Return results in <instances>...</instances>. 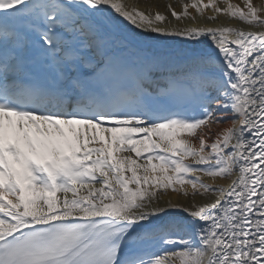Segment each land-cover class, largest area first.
Segmentation results:
<instances>
[{
	"label": "snow or ice",
	"instance_id": "snow-or-ice-1",
	"mask_svg": "<svg viewBox=\"0 0 264 264\" xmlns=\"http://www.w3.org/2000/svg\"><path fill=\"white\" fill-rule=\"evenodd\" d=\"M189 8L264 29V2ZM169 24L0 0V264H264V31Z\"/></svg>",
	"mask_w": 264,
	"mask_h": 264
},
{
	"label": "bare ground",
	"instance_id": "bare-ground-1",
	"mask_svg": "<svg viewBox=\"0 0 264 264\" xmlns=\"http://www.w3.org/2000/svg\"><path fill=\"white\" fill-rule=\"evenodd\" d=\"M121 3H124L126 6H128L129 9L131 8H137L141 11L145 12H156L159 11L160 13L164 14L167 17V20L170 22L169 26L177 27V28H183V27H213L216 25H230L237 28H242L246 31H264V29L257 28L256 26H247L243 22L232 19L229 16H226L224 14H216L211 9H206L204 11L203 15H200L197 13L195 9L189 8V12L192 16L196 17V21L193 22L191 19L185 18L181 21L175 20L171 16V12L169 9V5L174 8L177 12L183 11V4L184 3H192L193 0H120ZM207 0H205V3ZM254 3H260L264 2V0H253ZM231 3L233 4H239L241 7H243V0H231ZM221 7H224L225 5L221 3ZM217 15V20L215 22L208 19V17ZM128 23V22H126ZM128 26H132L130 23H128ZM183 38L181 37H175L170 39L166 42V44L161 45L162 47L170 46L174 50H179L182 47ZM231 124L225 123L221 124L219 126L213 125L212 130L218 131L219 129L230 127ZM232 179H235V176L231 179L228 178H210L207 176L203 177V180L205 183L213 185L215 187L224 186L228 187L231 184ZM99 186V185H97ZM215 199L214 194H209L208 198H205L204 196L200 195L196 197L197 203H209ZM171 201L173 204H187L190 202V198L183 197L182 195H178L176 193H173L169 191L168 195L162 197V201Z\"/></svg>",
	"mask_w": 264,
	"mask_h": 264
}]
</instances>
